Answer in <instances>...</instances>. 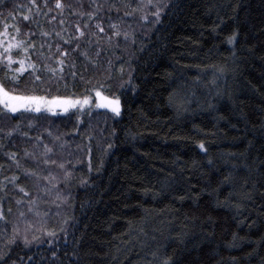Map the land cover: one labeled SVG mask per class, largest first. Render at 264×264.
<instances>
[{
	"label": "trees",
	"instance_id": "obj_1",
	"mask_svg": "<svg viewBox=\"0 0 264 264\" xmlns=\"http://www.w3.org/2000/svg\"><path fill=\"white\" fill-rule=\"evenodd\" d=\"M59 2L0 4L5 86L91 97L0 117V264H264V0Z\"/></svg>",
	"mask_w": 264,
	"mask_h": 264
},
{
	"label": "snow or ice",
	"instance_id": "obj_2",
	"mask_svg": "<svg viewBox=\"0 0 264 264\" xmlns=\"http://www.w3.org/2000/svg\"><path fill=\"white\" fill-rule=\"evenodd\" d=\"M4 0H0V4H3ZM57 8H62L63 5L57 0L56 4ZM28 19V17H25ZM99 27V25H97ZM103 31V29H101ZM118 34V33H117ZM81 36L84 35L83 32L80 33ZM15 47V45H9V47L4 49V53H9L10 49ZM3 58V54L0 53V59ZM16 61H13L12 56H7V66H10ZM20 64V68L15 71L23 75L26 70L24 67L23 61H18ZM28 67H33V65L29 64ZM5 79L9 78L8 74L5 73ZM12 84V90H9L3 79H0V117H4L6 119L20 118L23 117L24 114L31 113H50L55 116L58 114L68 113L71 109H77L79 106V110L82 112L84 108L89 104L88 98H84L83 100L77 98L73 99L71 97H63V96H52L49 98L48 95H36V94H25L23 92H18L20 79L19 76L13 75L10 77ZM35 81H40L39 76H35ZM97 96L100 98L101 103L97 105L98 108H108L116 115L120 114V101L119 99H108L107 97L102 96L99 92H97ZM14 114H20V117H16ZM203 147V145H201Z\"/></svg>",
	"mask_w": 264,
	"mask_h": 264
},
{
	"label": "rangeland",
	"instance_id": "obj_3",
	"mask_svg": "<svg viewBox=\"0 0 264 264\" xmlns=\"http://www.w3.org/2000/svg\"><path fill=\"white\" fill-rule=\"evenodd\" d=\"M85 98H88L89 104L84 108V110L88 109L91 106V97H90V95L89 96H86ZM83 99L84 98H81V100H83ZM77 109L79 110V106L77 107ZM77 109H75V110H77Z\"/></svg>",
	"mask_w": 264,
	"mask_h": 264
}]
</instances>
